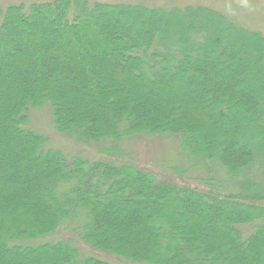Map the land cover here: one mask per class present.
Listing matches in <instances>:
<instances>
[{"label":"trees","instance_id":"obj_1","mask_svg":"<svg viewBox=\"0 0 264 264\" xmlns=\"http://www.w3.org/2000/svg\"><path fill=\"white\" fill-rule=\"evenodd\" d=\"M44 106L94 158L47 146L28 126ZM154 135L206 176L120 146ZM262 161V31L204 4H0V264H264Z\"/></svg>","mask_w":264,"mask_h":264},{"label":"rangeland","instance_id":"obj_2","mask_svg":"<svg viewBox=\"0 0 264 264\" xmlns=\"http://www.w3.org/2000/svg\"><path fill=\"white\" fill-rule=\"evenodd\" d=\"M49 1L53 0H0V4H2L3 6H7L9 4L12 5L24 3L25 5L29 6L32 3ZM88 1L91 5L96 2L131 4L141 3L149 6L161 7H183L185 5L204 4L206 6H209V8L223 13L231 21L237 22L238 24L250 30H260L264 33V0H165V2H161L159 0ZM47 106L35 109L31 112L28 126L38 130L40 133L45 135L49 139V145L47 146L62 151L66 155L68 160H71L74 156L94 158V156L98 152L97 146L79 144L73 138L60 134L52 128V126H54L53 115L52 113H50V110ZM120 146L124 148L126 154L135 157L142 165L154 169L163 179L180 180L181 178L179 177V172H181V174H183L184 176H206V173L203 170L197 168L196 166L193 168L191 166V163L185 162V160H182L179 157L180 144L179 139L176 137L169 135L133 137L122 140ZM248 173H261L259 177L264 178V161L259 162L256 166L252 167L250 169V172ZM261 204L264 206V201ZM73 217L74 215L65 220V222H70L68 223V225H70L69 227L71 229H76L80 226H83L88 221V218L84 212L80 213V215H77L75 218ZM58 232H60V228L54 233L40 237L38 239H42L44 241H52L49 239L55 236ZM72 237H75L73 239L74 242H78L75 235H72ZM77 245L80 246L84 251L90 250L92 253H95L97 255H107L94 251L91 247H88L82 243ZM91 256L117 264V262H115L116 260L112 261L108 258H103L96 255ZM122 259L124 258L119 257V260ZM120 263L128 264L127 262L121 261Z\"/></svg>","mask_w":264,"mask_h":264}]
</instances>
